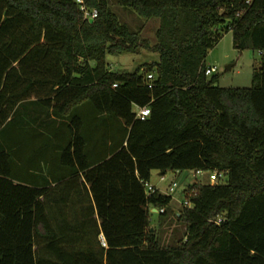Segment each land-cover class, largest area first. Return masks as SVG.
I'll list each match as a JSON object with an SVG mask.
<instances>
[{
  "label": "trees",
  "instance_id": "obj_1",
  "mask_svg": "<svg viewBox=\"0 0 264 264\" xmlns=\"http://www.w3.org/2000/svg\"><path fill=\"white\" fill-rule=\"evenodd\" d=\"M117 1L159 19L156 44L109 0H83L93 22L77 0H0V264H264V0ZM224 32L261 53L249 88L205 74ZM141 49L159 61L109 68ZM154 171L223 173L189 185L174 245Z\"/></svg>",
  "mask_w": 264,
  "mask_h": 264
},
{
  "label": "rangeland",
  "instance_id": "obj_2",
  "mask_svg": "<svg viewBox=\"0 0 264 264\" xmlns=\"http://www.w3.org/2000/svg\"><path fill=\"white\" fill-rule=\"evenodd\" d=\"M110 8L114 11L121 22L127 24L132 32H140L142 38L149 40L151 45L157 42V29L159 19H145L128 7L118 4L117 0H109ZM109 68L112 71L131 72L143 64L156 63L159 55L149 49H141L138 53H123L108 55ZM207 67H216L213 75L219 76L218 86L223 88H249L253 85V74L261 65V53L259 50L247 48L239 50L234 45L233 33H223L221 40L214 48H211L206 59ZM137 107L135 106V112ZM153 172L150 184L161 186V190H168L174 182L177 184L171 192L172 202L167 216L159 211L151 212L150 219L153 231H156L163 245H174L185 233V226L177 215L181 213L183 203L186 200V190L189 185L200 181L210 183V174H197L194 171H185L181 174L172 172L165 175V181H159L160 176ZM213 184V183H211ZM169 191V190H168Z\"/></svg>",
  "mask_w": 264,
  "mask_h": 264
},
{
  "label": "built area",
  "instance_id": "obj_3",
  "mask_svg": "<svg viewBox=\"0 0 264 264\" xmlns=\"http://www.w3.org/2000/svg\"><path fill=\"white\" fill-rule=\"evenodd\" d=\"M77 2L79 4H81V10L84 12V15H85V18L87 19H95L97 16H98V11L96 9H93V10H89L86 5L84 4L83 0H77ZM217 69L216 67H207L206 68V71H205V74L207 76H211L212 74H214V72H216ZM153 75L152 74H149L147 76L148 80H152L153 79ZM115 87L117 86L116 84L114 85ZM152 85H150V88H151ZM151 114V109L149 106H144V107H139L138 110H137V117L142 119V120H145L146 118H148ZM197 174H203L202 171H198ZM223 176V173H218V172H214L212 174H210V183H216L218 182L219 178ZM162 179H164V176H162ZM177 186V184L174 182L172 185L169 186L168 190L166 191V193L168 194H171L172 191H174L175 187ZM145 187H146V191L147 193L151 194V193H154L157 188L154 186V185H151L149 182H147L145 184ZM183 205L185 206H190V203L185 200V202L183 203ZM165 209H161L160 212H164ZM221 221V219H219L217 222L219 223Z\"/></svg>",
  "mask_w": 264,
  "mask_h": 264
},
{
  "label": "crops",
  "instance_id": "obj_4",
  "mask_svg": "<svg viewBox=\"0 0 264 264\" xmlns=\"http://www.w3.org/2000/svg\"><path fill=\"white\" fill-rule=\"evenodd\" d=\"M134 110H135V108H134ZM137 110H138V108H137ZM136 112H137V111H136ZM156 172H157L156 174H157L158 176H160V180H159V181H165V180H166L165 175H164V179H162V176H163V175L161 174V172H159V171H156ZM174 174L177 175V174H179V173L177 172V173H174ZM41 175L44 176L45 173L43 172ZM45 176H46V175H45ZM151 178H153V175H152ZM50 180H51V178H50ZM51 183H52V184H51V187H52L53 190H54V191H53L54 194H52L53 197H52V198L50 197V200H53V201H54L55 199H59L60 192H61V186H60L59 183H56V182H51ZM154 186H155L157 189H159L160 191H162V190H161L162 188H161V186H159L158 183H157V184L155 183ZM166 191H167V190H164V191H162V192L166 193ZM53 192H52V193H53ZM55 196H56V197H55ZM154 209H155V208L152 209L153 212H154ZM49 212H50L51 215H54V213H55V211H49Z\"/></svg>",
  "mask_w": 264,
  "mask_h": 264
},
{
  "label": "water",
  "instance_id": "obj_5",
  "mask_svg": "<svg viewBox=\"0 0 264 264\" xmlns=\"http://www.w3.org/2000/svg\"><path fill=\"white\" fill-rule=\"evenodd\" d=\"M91 22H93L94 20L93 19H90ZM163 175V173H161ZM154 212H157V209H154ZM153 230V228H152Z\"/></svg>",
  "mask_w": 264,
  "mask_h": 264
}]
</instances>
